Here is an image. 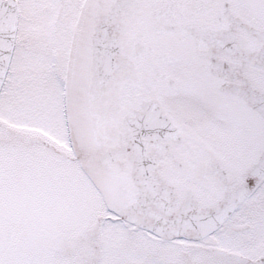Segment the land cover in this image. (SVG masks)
<instances>
[{
	"label": "snow or ice",
	"instance_id": "snow-or-ice-1",
	"mask_svg": "<svg viewBox=\"0 0 264 264\" xmlns=\"http://www.w3.org/2000/svg\"><path fill=\"white\" fill-rule=\"evenodd\" d=\"M0 264H264V0H0Z\"/></svg>",
	"mask_w": 264,
	"mask_h": 264
}]
</instances>
